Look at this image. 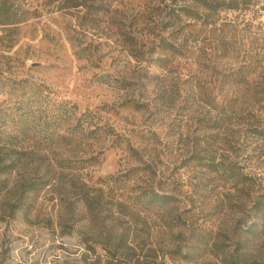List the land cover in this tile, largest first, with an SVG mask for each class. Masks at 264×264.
Here are the masks:
<instances>
[{
    "label": "rangeland",
    "instance_id": "obj_1",
    "mask_svg": "<svg viewBox=\"0 0 264 264\" xmlns=\"http://www.w3.org/2000/svg\"><path fill=\"white\" fill-rule=\"evenodd\" d=\"M29 3L48 8L46 0ZM62 3L14 28L0 26V106L16 103L11 84L27 78L48 89L24 101L52 118L26 129L24 151L0 146V168L12 163L0 175V264H224L229 256L264 264V234L246 230L264 189V141L233 128L222 149L202 127L211 106L186 94L195 73L210 91L218 84L211 69L236 66L235 51L216 48L219 22L260 35L264 0H244L211 25L188 17L172 23V0H116L96 23ZM161 39L183 50L167 69L156 65ZM59 100L68 103L62 121ZM70 130L80 131L78 140L62 139ZM195 151H212L219 162H193ZM91 157L94 166L73 167ZM142 166L154 171L156 191L174 198L169 207L140 203Z\"/></svg>",
    "mask_w": 264,
    "mask_h": 264
},
{
    "label": "trees",
    "instance_id": "obj_2",
    "mask_svg": "<svg viewBox=\"0 0 264 264\" xmlns=\"http://www.w3.org/2000/svg\"><path fill=\"white\" fill-rule=\"evenodd\" d=\"M60 1L63 3L58 5V7H80V11H84L82 18L86 19L87 22L94 21L96 23L95 20L99 17L98 14L107 12L113 6L112 2L116 0H46L44 7H48L45 9H53L55 3ZM176 1L172 0L176 9L170 8L167 15L172 23L181 21L182 17H188L198 23L211 25L219 21L218 18L211 22L212 18H216L222 12L228 13L238 10L244 0H189L192 4H184V6L177 5ZM45 9L30 7L29 0H0V26L14 28L26 22L29 18L39 15ZM219 23L221 28L219 38H216V48L218 47L223 52L222 54L227 56L232 51H235V57L238 58L236 66L233 68L227 67L222 70L211 69L215 71L211 76L214 77V80H217L218 84L216 83L213 87L211 86L212 90L210 91H207V85L203 83L205 82L203 78L195 73L192 79L196 81L197 85L190 86L186 94L193 102L195 96L199 95L202 102L205 101L211 106L210 110L205 111L204 117L208 118H205L202 127L205 128L204 131L210 130V133L208 132L209 136L222 149L231 146V143L228 142L229 135L234 136V131L236 130L238 133L240 127H245V130L252 136L264 141V23L258 29L261 33L260 35L252 33L253 31L250 28L246 29L245 26L236 30L232 28L231 30L224 26V20ZM222 25L224 26L223 29ZM158 46L159 48L156 52L160 55L162 54V56L156 57L155 60L157 61L156 65L160 68H169V63L167 62L170 59L182 56L183 50H181V45L176 46L172 42L161 39ZM147 75L146 77L151 81L153 77L155 78V76H150V74ZM165 85L167 84L165 83ZM11 86L13 88L11 90L15 92L14 94H16L18 99L12 106H0V146H3L8 151L17 153L26 149L20 145L22 138L25 137L26 129L32 128V126L36 127L37 124L47 125L48 122L52 121V118H50L48 113H42L44 111L24 101V97L27 101H38L44 96L43 94L48 87L38 85L27 78L14 80ZM173 86L174 84L172 83L169 90L164 92L166 97L170 96ZM67 104L64 100L58 101L55 119L62 121L63 116L66 117L63 115V112L68 111L66 109L68 108ZM74 109V106L70 107L71 111ZM79 120H76L77 124L80 122ZM230 128L232 129L230 130ZM233 128H235L234 131H232ZM83 130L88 129L85 127ZM70 131L71 133L64 134L62 139L71 138V140H78L80 131ZM88 131L92 133L93 130ZM218 146L215 151L218 150ZM189 159H192L191 161L196 163L209 162L212 168L214 163L219 162L212 151L204 156L200 155L199 151H195ZM96 163H98L97 157H91L74 162L73 167L78 169L92 167ZM11 167L12 163L2 166L0 168V175L8 172ZM227 169L234 176H237L231 167ZM139 171L141 176L146 175L148 178L147 183L140 190V203L145 207H155L158 209L169 207L173 203L174 198L169 194L156 191L154 186H152L155 175L150 166H142ZM239 177L240 181L243 182L244 178L241 175ZM82 199L88 205H91L94 200L90 195L82 196ZM18 201L13 204L14 210L21 206L20 203L22 202L18 203ZM252 205L254 220L246 230H248L251 236H260L264 234V189L256 194ZM223 260L224 264H237L231 256L224 257Z\"/></svg>",
    "mask_w": 264,
    "mask_h": 264
}]
</instances>
